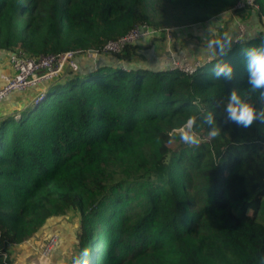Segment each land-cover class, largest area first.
I'll return each instance as SVG.
<instances>
[{"label": "trees", "instance_id": "trees-1", "mask_svg": "<svg viewBox=\"0 0 264 264\" xmlns=\"http://www.w3.org/2000/svg\"><path fill=\"white\" fill-rule=\"evenodd\" d=\"M235 2L0 0V49L37 57L99 47L140 23L194 36ZM257 3L258 29L246 25L226 55L213 46L191 75L143 64L138 44L128 45L94 61L81 56L78 71L49 82L43 99L0 119V264H11V246L67 211L77 213L80 232L75 256L61 264H260L264 123L225 124L221 104L237 88L262 107L248 94L244 55L264 44V0ZM219 62L233 67L232 80L213 76ZM207 112L222 126L216 139L202 123ZM192 115L199 146L176 132Z\"/></svg>", "mask_w": 264, "mask_h": 264}, {"label": "built area", "instance_id": "built-area-1", "mask_svg": "<svg viewBox=\"0 0 264 264\" xmlns=\"http://www.w3.org/2000/svg\"><path fill=\"white\" fill-rule=\"evenodd\" d=\"M246 10H253L258 13L259 5L257 0H236L234 5L227 10L228 15L236 25V33L233 37L234 43L241 42L246 36V24L238 17V13ZM260 18L264 22V15L261 14ZM176 28L179 27H154L148 23H140L116 39L105 41L99 47L88 49L76 48L60 53L39 55L37 57L27 55L21 48L0 49L6 55L10 67L9 73L0 75L2 81L0 86V102L13 92H22L39 84L45 88L49 82L64 76L65 73L77 72L81 56L88 57L94 61L101 54L119 53L126 46L138 44L155 35H162L165 40L166 54L164 63L167 68L169 70H180L191 75L203 62L210 61V58L189 61L183 56H177L174 48L171 46L174 41L172 35ZM45 95L46 91H40L35 96V102L37 103L43 99ZM54 243L55 239L51 237L41 251L43 256L49 254Z\"/></svg>", "mask_w": 264, "mask_h": 264}, {"label": "rangeland", "instance_id": "rangeland-1", "mask_svg": "<svg viewBox=\"0 0 264 264\" xmlns=\"http://www.w3.org/2000/svg\"><path fill=\"white\" fill-rule=\"evenodd\" d=\"M248 11L251 12L253 15H255V19H256V11H253V10H248ZM262 15L264 14L262 13ZM262 24L264 25V22H262ZM165 26L182 27V26H176V25H165ZM176 29H179V28H176ZM182 31L183 30H179V33H183L184 36L180 38L179 41H176L178 30H174V33L172 35V38L174 39V41L172 42L171 46L174 48V52L176 50L175 44L177 45V47H179V49H183L188 42L194 43V39L193 38L191 39L190 36L186 35L185 32L184 31L182 32ZM153 42L154 43L157 42L156 44L158 45V43L159 44L165 43V40L163 38L161 41H158L157 39L153 37H149L146 39L145 42L143 41L139 42L137 46L141 48V50H139V53H138V57L140 60L144 59L145 57L142 50H146L147 48L146 43L153 44ZM153 48H155V44L153 45ZM165 52H166V46L163 52L164 57L166 54ZM182 56L189 61H194V58H191V57L188 58V56H185L184 54H182ZM34 91H35V88H30V89L20 92L19 94L13 97H10V98L8 97V98L3 99L0 102V112L6 110L5 113L8 112V113H11V115L18 116L17 115L18 111L16 110L18 108L17 105L19 104L21 105L22 103H25L27 101L29 102L32 99L29 103L27 102L26 105L23 106V109H24L32 101H35V97L33 99V95H32ZM176 143H177V140H174L171 143V145H175ZM255 219L259 222H263L264 214L261 211L257 212L255 215ZM78 224L79 222L77 218V213L75 211H67L64 214L50 217L37 230V232H35L31 237H29L27 241L14 244L13 246L10 247V254L12 258L11 264H54L55 263L54 258H53L54 255H55V258L56 257L59 258L58 263L61 264L62 259L65 260V259L74 257L76 254V248H77L76 234L80 232L78 228ZM51 237L55 239V243L53 247L51 248L49 254L47 256H43L41 251ZM79 256L77 258H79Z\"/></svg>", "mask_w": 264, "mask_h": 264}, {"label": "clouds", "instance_id": "clouds-1", "mask_svg": "<svg viewBox=\"0 0 264 264\" xmlns=\"http://www.w3.org/2000/svg\"><path fill=\"white\" fill-rule=\"evenodd\" d=\"M231 41L226 40L223 43L214 41L210 43L215 46L217 54L226 55L231 48ZM247 84L249 96L257 94L258 101L262 107L257 110L252 104L248 103L237 88H233L227 95V102L221 101L223 105L224 123L234 124L238 128H250L254 122L264 123V44L259 47L249 48L244 51ZM211 72L216 79L223 77L226 80H232L233 67L224 62L216 63ZM202 123L209 127L208 136L210 139H216L221 135L222 126L218 124V120L213 112H207L202 116ZM198 126V117L196 115L189 116L186 122L176 130L180 141L189 146H199L200 139L195 132ZM175 135L169 134V143H172ZM87 253H85L86 255ZM260 264H264V255L259 257Z\"/></svg>", "mask_w": 264, "mask_h": 264}, {"label": "crops", "instance_id": "crops-1", "mask_svg": "<svg viewBox=\"0 0 264 264\" xmlns=\"http://www.w3.org/2000/svg\"><path fill=\"white\" fill-rule=\"evenodd\" d=\"M240 16V17H239ZM238 17L242 20L247 25L248 33L250 31H254L258 29V23L256 22L255 15H253L251 12L243 11L238 13ZM229 22V23H227ZM196 31H194V36L191 35V39H194V43L189 42L186 44V46L183 49H179V47L176 46L175 54L177 56H182L184 54L185 56L194 58V60L199 59V60H205L209 58L210 52L214 51V47H210V43L214 42L215 40H219L220 42L223 43L226 40H230L231 38L233 39L235 33H236V25L233 19L230 18L228 14H224L221 17H216L215 21L211 22V20L205 22V23H200L198 26H196ZM178 30V29H176ZM213 32V33H212ZM184 36L183 33H179V30L177 32V37L176 41H179L180 38ZM157 42H153L151 50H142L144 54H146L144 59L140 60L143 64L149 65V66H154L158 65V61L160 63H164L165 57L163 55V52L165 50V43H161L158 45L156 44ZM155 44V48H153V45ZM163 52H162V51ZM146 51V52H145ZM141 52V53H142ZM209 54V55H208ZM164 57V59H163ZM108 58V57H107ZM165 65V63H164ZM10 72V67L9 63L7 60L6 55L3 53V51H0V75L3 73H9ZM2 84L1 77H0V86ZM43 89V85L41 86ZM19 93L14 92L9 95L8 97H13ZM6 97V98H8ZM26 105V104H25ZM24 105V106H25ZM17 108V107H16ZM23 108V107H22ZM18 112L21 110L20 108L16 109ZM6 110L0 112V119L4 117ZM8 113V112H7ZM28 240V239H27ZM25 240V241H27ZM24 242V241H23ZM54 262L56 263L57 260L59 259L58 257L55 258L54 255ZM54 263V264H55Z\"/></svg>", "mask_w": 264, "mask_h": 264}, {"label": "water", "instance_id": "water-1", "mask_svg": "<svg viewBox=\"0 0 264 264\" xmlns=\"http://www.w3.org/2000/svg\"><path fill=\"white\" fill-rule=\"evenodd\" d=\"M47 89H48V86H46V87L43 88L42 90H43V91H46ZM42 90H41V91H42ZM17 115H19V112L17 113Z\"/></svg>", "mask_w": 264, "mask_h": 264}]
</instances>
